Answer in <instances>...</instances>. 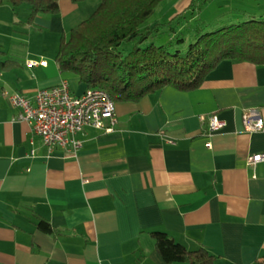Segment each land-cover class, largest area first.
Wrapping results in <instances>:
<instances>
[{"label": "crops", "instance_id": "1", "mask_svg": "<svg viewBox=\"0 0 264 264\" xmlns=\"http://www.w3.org/2000/svg\"><path fill=\"white\" fill-rule=\"evenodd\" d=\"M80 9L61 0L59 13L34 23L61 32ZM14 17L0 15V38ZM9 34L16 39L15 29ZM5 46L0 39V264H187L163 259L155 230L189 250L205 248L212 264L264 259V161L249 164L264 152V131L243 124L250 110L264 119V65L224 60L197 89L168 85L117 101L114 130L85 126L78 156L68 157L59 147L49 152L17 119L6 92L32 95L66 81L81 94L87 86L65 76L55 55L19 58ZM212 114L226 125L210 133L201 116ZM43 219L53 233L39 228Z\"/></svg>", "mask_w": 264, "mask_h": 264}, {"label": "trees", "instance_id": "2", "mask_svg": "<svg viewBox=\"0 0 264 264\" xmlns=\"http://www.w3.org/2000/svg\"><path fill=\"white\" fill-rule=\"evenodd\" d=\"M163 1L100 0L90 15L71 27L68 37L61 36L54 57L60 70L78 77L87 86L85 90L107 91L116 104L140 101L168 85L197 89L224 60L264 65V20L228 23L208 31L201 25L191 29L189 21H180L186 12L195 11L196 0H188L167 21L150 22ZM60 2L0 0V6L10 4L17 13L27 5V22L33 23L38 15L59 13ZM192 15L194 18L195 12ZM164 32L169 33L167 40L152 41ZM38 226L54 232L44 219ZM152 235L167 263L212 264L214 260L205 248L189 250L166 231L155 230ZM258 264H264V259Z\"/></svg>", "mask_w": 264, "mask_h": 264}, {"label": "built area", "instance_id": "3", "mask_svg": "<svg viewBox=\"0 0 264 264\" xmlns=\"http://www.w3.org/2000/svg\"><path fill=\"white\" fill-rule=\"evenodd\" d=\"M28 64L47 65V61L29 59ZM6 94L11 105L18 110L17 119L31 125L34 134L41 139L48 151L52 152L59 147L64 149L68 157L78 156L83 144L79 133L85 126L91 125L113 131L117 123L115 100L103 89L89 88L81 94H75L64 81L58 85L39 88L32 95L19 91L6 92ZM201 119L207 121L210 133L226 125L217 114L202 115ZM243 124L249 132L264 131V119L255 110L243 114ZM31 143L34 144V140ZM35 152L36 150L33 149L32 153ZM262 161H264V152L254 154L249 164L255 165Z\"/></svg>", "mask_w": 264, "mask_h": 264}, {"label": "rangeland", "instance_id": "4", "mask_svg": "<svg viewBox=\"0 0 264 264\" xmlns=\"http://www.w3.org/2000/svg\"><path fill=\"white\" fill-rule=\"evenodd\" d=\"M187 1L188 0H164L151 17L150 22L154 20L167 21L179 10L180 6ZM99 2L100 0L79 2L81 9L75 12L71 17L65 19L64 28L61 32L43 28L36 25L34 22L31 23V25L27 24L26 22L29 15L27 5L21 6L16 16L12 13L11 7L10 13L4 12L0 15L4 17L15 16L13 19L16 23H13L12 27L11 23L6 24L7 26L5 25L6 27L4 29L5 32L3 31L6 34L1 35L0 39L5 41L7 48L12 47L15 49L14 51H16L19 58L28 50L31 51L33 56H35V52H43L47 56L54 57L58 50L61 36L65 35L68 37L71 27L90 15ZM195 7V11L192 9L189 10L180 20H184V22L189 21L187 25L191 29L201 25L205 26L203 31H208L228 23H238L249 19L264 20V0H196ZM192 12H195L196 16L194 18L192 17ZM18 20L25 21V23H20ZM206 24H209V26ZM10 28L13 30L15 29V40H11L12 37L8 36L10 35ZM168 36L169 33L164 32L158 37H155L152 41L163 43V41L167 40ZM11 42H13L14 45H10ZM36 55L38 56L36 58L40 57V54ZM47 59H49V57ZM67 74L69 73L65 72V76Z\"/></svg>", "mask_w": 264, "mask_h": 264}]
</instances>
